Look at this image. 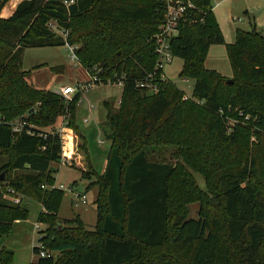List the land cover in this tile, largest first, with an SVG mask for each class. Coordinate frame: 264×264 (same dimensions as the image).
<instances>
[{
	"label": "trees",
	"instance_id": "16d2710c",
	"mask_svg": "<svg viewBox=\"0 0 264 264\" xmlns=\"http://www.w3.org/2000/svg\"><path fill=\"white\" fill-rule=\"evenodd\" d=\"M8 1L0 0V12ZM190 1L194 8L169 47L182 60L179 77L194 81L191 100L169 82L157 93L137 87L154 70L151 38L163 21L165 0H22L9 17H0V155L8 156L0 165V173L6 172L0 179V239L28 217L20 203L3 198L8 187L45 210L37 215L38 222L48 223L38 242L58 256L39 257L40 247L33 246L38 258L31 264H180L178 257L185 259L182 264H264V185L254 179L252 162L222 169L215 180L221 200L213 209L200 205L197 218H190L170 206L176 166L149 161L142 148L148 140L173 143L193 99L206 113L213 155L236 150L237 129L228 133L227 125L234 110L264 134V34L235 30L234 42L226 45L233 75L225 78L205 67L208 48L224 43L212 0ZM65 44L76 48L86 68L100 66L102 77L124 75L118 109L106 115L105 137L111 142L106 166L102 173L92 169L90 184L97 188L92 231L79 216L56 219L63 190L45 187L55 183L52 164L61 161V120L68 112L67 126L77 129L81 95L66 101L36 89L21 67L24 48ZM16 119L25 122L18 132L11 125ZM13 171L19 173L12 176ZM83 173V179L91 176ZM184 185L189 186L186 180ZM184 194V201L194 196L191 186ZM12 257L0 242V264H10Z\"/></svg>",
	"mask_w": 264,
	"mask_h": 264
},
{
	"label": "rangeland",
	"instance_id": "374dc122",
	"mask_svg": "<svg viewBox=\"0 0 264 264\" xmlns=\"http://www.w3.org/2000/svg\"><path fill=\"white\" fill-rule=\"evenodd\" d=\"M217 2L219 1L212 0V11L224 43L212 44L208 48L205 67L225 78H231L233 73L228 60L226 45L234 42L237 28L242 30L255 28L264 33V0H223L216 5ZM52 29L58 34L63 32L56 26ZM21 67L22 70L27 71V83L44 91H56L58 88L75 87V85L82 87L86 85L92 75L91 71L87 72V68L80 59L79 63L71 60L65 46L24 48L21 55ZM181 67L182 60L174 57L172 62L164 67L167 81L162 83L169 82L180 88L183 91V99L191 100L194 81L179 77ZM121 90L122 86L105 82L84 88L80 93L81 97L76 104L74 115L73 124L77 126V129L75 127L76 130H74L71 126H67V120L70 116L68 112L63 116L58 128L59 130L64 127L65 131L67 128L73 131V135H76L74 141L77 152L75 158H71L69 163L60 161L58 164H52L56 170L55 183L45 187L63 186L60 188L63 190V196L56 219L70 220L80 216L87 231L94 229L96 219L97 204L95 198L97 188L90 184L95 180L92 169L96 171L102 169L110 149L111 142L105 137L108 131L106 115L108 111L112 114L118 109ZM59 91L55 93L60 94ZM63 98L66 101L69 100ZM192 101L194 105L188 107L185 118L174 131L173 143L162 144L148 140L142 148H144L149 161L176 166L177 173L170 182V206L175 210L180 208V212L183 210L187 217L197 218L200 205L205 204L206 208L213 209L214 202L221 200V190L216 186L215 180L222 169L234 171L247 160L252 162L255 171L254 179L264 185V134L259 132L253 121H248L247 117L238 116L234 110L227 117V125L228 133L237 129L236 150L213 155L210 150L211 142L204 129L206 113L202 109V102L195 99ZM59 122L60 119L58 124ZM81 149L86 151L88 158L83 155ZM79 155L81 156L79 157ZM7 159L8 156L0 155V165ZM79 161L84 165V171L75 168L79 167ZM193 161L197 162L198 167L192 164ZM18 173L13 171L10 174L13 176ZM81 173L83 176H91H86L87 179H83ZM5 174V171L0 173L3 177ZM185 180L189 186L184 185ZM190 186L194 196L188 197L184 201V191L185 189L188 190ZM9 189L11 188L5 189L3 198L15 204L10 196L18 195L20 205L28 210V217L26 220L17 221L12 231L6 236H2L0 242L13 253L10 264H31L38 258L37 255L33 254L32 248L38 243L40 233L45 234L48 227V223L37 221V215L46 212L35 200L16 193L13 189L11 190L14 192L9 193ZM75 194H84L86 202L81 203ZM214 195H217V198H214ZM59 227L62 228L63 224L59 223ZM57 257L55 256V259ZM178 261L182 264L185 259L178 257Z\"/></svg>",
	"mask_w": 264,
	"mask_h": 264
},
{
	"label": "built area",
	"instance_id": "2783aa9c",
	"mask_svg": "<svg viewBox=\"0 0 264 264\" xmlns=\"http://www.w3.org/2000/svg\"><path fill=\"white\" fill-rule=\"evenodd\" d=\"M194 5L190 0H165V13L163 17L162 23L158 26V29L156 33L151 38V42L153 44L154 53L156 55V62L154 66V70L151 72H148L144 78L137 83V87L145 92L149 93H157L159 91L160 84L162 82H166L167 78L164 73V67L168 64H170L173 60V55L170 51V40L172 37L177 35L179 31V27L181 24L185 21V15L186 13L193 9ZM69 52V57L72 61H76L79 63L78 56L76 54V48L72 45L65 44L64 45ZM91 71L92 75L90 76L89 81L86 83V87H71L66 86L63 88H60V95L62 97H65L67 99H71L75 94L81 93L84 88H87L88 86L91 87V85H95L97 83H116L120 86H123V76H120L116 80H111L110 78H104L102 77L101 68L100 66H91L87 68V72ZM186 81V79H184ZM12 129L16 132L20 131L24 125V121L20 120H14L12 123ZM27 133H31V131L28 129L26 131ZM58 134L61 138V162L62 163H69L71 158L67 155V150L65 149L64 144V134H65V128L61 127L58 130ZM63 187L60 185L61 188ZM72 190V188H70ZM9 193L14 192L11 189L8 190ZM12 201L17 204L20 201V197L18 195L10 196ZM75 197L81 200V203L86 202V196L84 194H75ZM36 246L40 247L38 256L39 257H55L56 253L45 250L40 242L36 244Z\"/></svg>",
	"mask_w": 264,
	"mask_h": 264
},
{
	"label": "crops",
	"instance_id": "0c3cea01",
	"mask_svg": "<svg viewBox=\"0 0 264 264\" xmlns=\"http://www.w3.org/2000/svg\"><path fill=\"white\" fill-rule=\"evenodd\" d=\"M20 1H22V0H9L6 4H5V6L1 9V12H0V17L1 18H7V17H9L12 13H13V11H14V9H15V7H16V5L20 2ZM219 2H217L216 3V5H218L221 1H223V0H218ZM261 32V31H260ZM264 34V33H263ZM60 90V88H58V90H56V91H59ZM56 91H53V92H56ZM64 128V127H63ZM65 143H66V147H67V155H68V157H70V158H75V155H76V152H77V149H76V145H75V141H74V136L76 137V135H73V131L71 130V129H68L67 128V130L65 131ZM71 141H72V143H71ZM72 144V145H71ZM82 151H83V155H86L87 156V158H88V154L86 153V151L84 150V149H81ZM73 156V157H72ZM81 155H79V157H80ZM106 162H107V160L105 159V161H104V163H103V166H102V169L99 171L100 173H102L103 172V170H104V168H105V166H106ZM78 165H79V167H75V168H78V169H80V171H84L85 170V167H84V165L82 164V162H78ZM79 218L81 219V217L79 216ZM82 220V219H81Z\"/></svg>",
	"mask_w": 264,
	"mask_h": 264
},
{
	"label": "water",
	"instance_id": "95a60500",
	"mask_svg": "<svg viewBox=\"0 0 264 264\" xmlns=\"http://www.w3.org/2000/svg\"><path fill=\"white\" fill-rule=\"evenodd\" d=\"M227 82H231V80H227ZM0 179H3V175H0Z\"/></svg>",
	"mask_w": 264,
	"mask_h": 264
}]
</instances>
